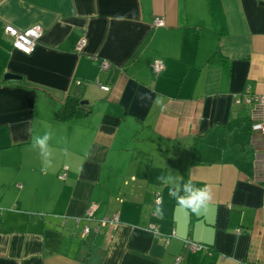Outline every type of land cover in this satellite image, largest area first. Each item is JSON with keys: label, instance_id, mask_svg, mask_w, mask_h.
<instances>
[{"label": "crops", "instance_id": "crops-1", "mask_svg": "<svg viewBox=\"0 0 264 264\" xmlns=\"http://www.w3.org/2000/svg\"><path fill=\"white\" fill-rule=\"evenodd\" d=\"M5 24H40L34 51ZM246 94L264 95V0H0V264H206L208 247L214 264H264V107ZM47 131L44 174L32 139ZM188 173L212 192L199 215L156 179Z\"/></svg>", "mask_w": 264, "mask_h": 264}, {"label": "built area", "instance_id": "built-area-1", "mask_svg": "<svg viewBox=\"0 0 264 264\" xmlns=\"http://www.w3.org/2000/svg\"><path fill=\"white\" fill-rule=\"evenodd\" d=\"M152 24L155 27H161L165 24V21L162 17L156 16ZM3 31H4V34L11 39V44L13 48L25 54H30L32 51H34L37 41L43 33V27L40 24H35L25 29H19L17 27H14L11 24H5L3 26ZM85 42L86 40L82 38L79 41L76 47V50L77 51L81 50L83 46L85 45ZM99 64L102 69H107L109 67L108 61H105V60L100 61ZM152 67L155 73H159L164 67L162 60L154 59L152 63ZM96 82L98 83V86L101 89L108 90L107 86L102 85L98 81ZM242 99L247 104L254 103L256 105H261V107H264V95L246 94L243 96ZM261 118L262 119H260L261 120L260 122H256L251 126V130L254 132L261 131L262 134H264V117H261ZM257 161L258 162H257L256 168L258 170V173L255 178L258 180L264 181V159H258ZM66 176H67L66 171H62L60 174H58V178L62 180H64ZM160 201H161L160 196L159 194H157L155 198V203L158 204L160 203ZM96 208H97L96 203H93V202L89 203L85 209V212L82 218H84L87 221H90L91 219H93ZM76 222L78 223L79 220H77ZM118 222H119L118 215H113L110 219H102V221H100V225L104 226L106 225V223H109L110 225L113 226V225H116ZM154 228L155 227L152 226V229ZM93 230L97 232L98 227L94 228ZM91 231L92 230L89 228V226L85 225L81 230V235L87 236L91 233ZM236 232H239V230L237 229ZM185 246L192 251H196V250H200L202 245L195 241H192L191 239H186ZM181 261H182L181 255H178L177 257H175V264H179Z\"/></svg>", "mask_w": 264, "mask_h": 264}, {"label": "clouds", "instance_id": "clouds-1", "mask_svg": "<svg viewBox=\"0 0 264 264\" xmlns=\"http://www.w3.org/2000/svg\"><path fill=\"white\" fill-rule=\"evenodd\" d=\"M137 99L140 101H151L154 105L159 106L163 110L166 105L164 103L165 97L156 96L155 99L149 93H137ZM52 139V132L47 131L43 135L34 136L32 139V147L38 150L42 160L43 167L41 171L47 174L49 168L52 167L53 149L51 148L50 141ZM64 154L68 155V149H63ZM189 178L187 181L181 177L176 180L172 176L161 174L156 177L163 185L169 186L168 195L170 198L175 199L178 206L190 209L193 214L199 215L203 209H206L208 203L212 199L211 189L207 186L197 187L191 175L188 173ZM153 215L158 219L164 218V209L162 199L160 203L153 210Z\"/></svg>", "mask_w": 264, "mask_h": 264}, {"label": "trees", "instance_id": "trees-1", "mask_svg": "<svg viewBox=\"0 0 264 264\" xmlns=\"http://www.w3.org/2000/svg\"><path fill=\"white\" fill-rule=\"evenodd\" d=\"M216 54H217V53L213 54V55L211 56L210 60H213V59L216 57ZM65 104H66V103H65ZM64 108H65V105L63 104V105L60 107L58 113H60L61 111H63ZM193 219H194V218H193V214H192V218H191V220H193ZM191 220H190V221H191ZM207 247H208V246H207ZM214 257H215V256H214V251H212L211 248L208 247V248H207L206 257H205L206 264H214Z\"/></svg>", "mask_w": 264, "mask_h": 264}, {"label": "water", "instance_id": "water-1", "mask_svg": "<svg viewBox=\"0 0 264 264\" xmlns=\"http://www.w3.org/2000/svg\"><path fill=\"white\" fill-rule=\"evenodd\" d=\"M20 76L19 75H16V74H13V73H6L4 75V79L6 80H9V79H19Z\"/></svg>", "mask_w": 264, "mask_h": 264}]
</instances>
